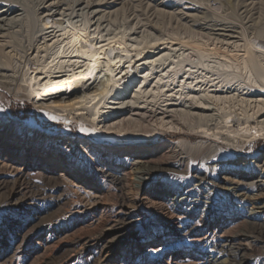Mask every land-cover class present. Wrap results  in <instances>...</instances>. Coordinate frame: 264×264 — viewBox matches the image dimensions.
I'll return each instance as SVG.
<instances>
[{
  "label": "bare ground",
  "instance_id": "1",
  "mask_svg": "<svg viewBox=\"0 0 264 264\" xmlns=\"http://www.w3.org/2000/svg\"><path fill=\"white\" fill-rule=\"evenodd\" d=\"M226 2L237 19L193 0H0V89L92 128L56 136L0 102V193L53 194L91 215L60 261L81 251L109 264L122 246L140 264H264V51L240 53L248 31L264 36V0ZM120 25L127 45L109 52Z\"/></svg>",
  "mask_w": 264,
  "mask_h": 264
},
{
  "label": "rangeland",
  "instance_id": "2",
  "mask_svg": "<svg viewBox=\"0 0 264 264\" xmlns=\"http://www.w3.org/2000/svg\"><path fill=\"white\" fill-rule=\"evenodd\" d=\"M193 1H196L198 3L203 2L207 9L211 12V14H215L217 18L220 17L222 19H227L230 21L237 19L235 15V17H232L234 12L230 7H228L229 5H227L226 0ZM231 12L233 14H231ZM120 19L121 18H119V20ZM128 31V28L120 25V28H118L119 34L117 36V40L112 42L109 47L107 46L108 48L106 50H108L109 52L113 51L115 53H119L122 48L126 47V37ZM253 36L254 35H252L249 31L248 33H246L247 40L243 42L245 49L243 50L244 52H240L244 54V57L249 55L245 59H248L250 57V54L252 53L251 51H264V36ZM74 43L76 49L75 47L71 48V51L75 50L80 55L86 54L89 51L90 45L89 33L87 31H79L76 34ZM138 47L140 48L141 45ZM141 48L142 50L139 49L140 52L143 51L144 46L142 45ZM68 51H70V49H67V52ZM60 52L67 53L66 50H61ZM133 56L134 54L130 55L131 58ZM45 61V64L50 63L49 59ZM28 63L29 62L27 61L25 65H23V68L17 77V84L19 86L21 85V87H23L28 82H26V79L29 75V69L36 68L35 65H28ZM91 64H96V62H91L89 65ZM237 68H239V71L240 67L237 66ZM125 74H127L129 78L134 77L132 66H128V68L125 70ZM93 76H95V73L93 74ZM33 88L36 89L37 86L35 85ZM3 90L4 89H0V102L5 106L6 114H8L13 120L19 123L34 121V123L39 128H41V130L45 132L47 131L56 136L64 135L71 137L82 132V136L85 137L86 132L92 129L91 126L83 125V117L76 116V112L74 111L71 112L73 114L71 118L74 119L68 121V123L66 124L59 123L49 117L40 118L36 110L29 102L20 101V99L11 96L7 92H5L6 90ZM93 111L94 108L88 109L84 112H88L89 116V112H91L92 115ZM81 125H83L84 127H81ZM167 138H165V140L170 143L178 140L177 136H175L173 133ZM256 148L257 150H262L264 148V141L259 142ZM58 173L60 172L58 171ZM0 177H2L1 173ZM7 191L9 193L10 190L7 189ZM7 191H5V193H7ZM5 193H0V264H92L93 259L91 254L81 251L80 253L78 252L70 254L74 257L69 256L68 259L60 261L62 256L66 255V250L71 246L72 237L84 232V230L86 229V225L91 219V215L83 216L78 213L77 208L79 207L80 201L74 200V202L66 200L60 202L61 204H54L56 202L57 195L53 194H48L39 199L37 197L30 196L29 199L27 198L26 200L22 199L17 201L15 199L6 198L8 193L6 195ZM69 210L71 211V214L68 213ZM151 215L152 214H150V219L146 220L145 226L142 228L144 232L154 221ZM13 238H17L16 243L13 244V253L11 252L8 256L3 257L4 253L2 252V250L5 247L11 245ZM20 239L23 240V243L19 246L18 249L17 245L20 242ZM14 248L16 249L14 250ZM171 250L176 251V248H171L169 251ZM166 254L167 255L163 254L161 256V261L165 262L169 257V254ZM138 256L139 254L137 251L130 250L129 248L123 249L122 246H119V248H117V250L112 253L111 258L109 259V264H140L138 262ZM120 257H122L123 260H120ZM145 264H152V262L145 261Z\"/></svg>",
  "mask_w": 264,
  "mask_h": 264
}]
</instances>
